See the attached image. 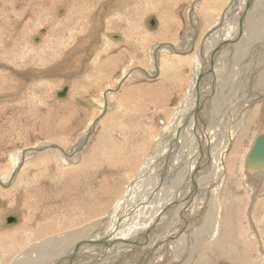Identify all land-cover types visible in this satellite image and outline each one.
Here are the masks:
<instances>
[{
	"label": "bare ground",
	"instance_id": "1",
	"mask_svg": "<svg viewBox=\"0 0 264 264\" xmlns=\"http://www.w3.org/2000/svg\"><path fill=\"white\" fill-rule=\"evenodd\" d=\"M134 1L111 0L97 3L102 12H106L121 9L123 2L131 4ZM195 1L190 3L196 5L205 0ZM224 4V8L203 32L199 29L202 21L197 17L195 10L185 8L190 26L182 34V38L179 39L182 41H179L178 45L174 44V41L170 42L171 45L155 43L150 46L147 51L152 57L150 68L142 71V74L126 70L116 74L114 85L102 92L105 101L101 105L93 98H84L91 105L95 102L94 108L99 109L101 113L97 118L99 122L106 110L110 107L112 109L117 102L113 100L111 92L117 88L121 89L128 79L143 77L149 79L157 74L159 55L175 56L185 50L195 53L191 60L186 91L176 100L184 98L180 107L175 105L170 111L171 121L168 118L169 114L164 116L165 118L156 115L157 125L153 127V131L146 128L138 129L134 122L132 123L135 130L132 140L137 141L139 134L147 138L141 142L137 151H129L127 162L121 161L120 168L109 167L105 160L101 162L104 155L107 157L112 152L118 153L114 148L109 153L99 152L106 148L104 144L107 140L102 134H99L102 138L98 137V141L94 137L97 142L95 141L93 148L90 146L93 150L90 149L89 155L88 149L86 153L84 152L87 157L81 159L78 165L80 174L92 167L97 170L99 166L101 168L107 166L121 173L111 182H107L106 177L99 175L102 178H98L96 183L101 187L103 194V199L99 202L89 203L90 205L83 202L81 207L80 200L75 199V209L70 222L79 219L77 213L79 207L81 217H90L88 221L49 236L43 229L31 232L29 236L23 234L27 237L26 240H23L21 235L24 243L21 246L19 242L21 249L8 264H219L220 261L221 264H264V224L257 216L260 212L259 206H263L264 210V164L249 161V153L255 141L264 134V0H227ZM65 6L67 5L64 4L62 9H65ZM98 17L100 16L97 14L96 18ZM154 17L158 26L159 16ZM41 31L45 33L46 28ZM211 32L214 33L210 34L215 37L214 41L212 36L208 37ZM114 37L123 41L118 33ZM153 47L160 53L156 55ZM206 48L210 49L207 57L204 54ZM216 56L221 57L222 62L215 61ZM224 61L231 67L230 72L226 71L229 73L227 76ZM104 66L103 71H108L112 67L110 64ZM258 67H262L263 71L258 70ZM242 69L254 70L253 76H249V73ZM217 84H221L220 89ZM254 84L259 85L256 87H260V93L252 92L251 89H255ZM65 86L67 98L71 88L70 82L64 83L60 90ZM135 87L132 89L128 87L124 95H120L118 103L123 109L131 100L128 92ZM159 93L152 90L149 96L155 97ZM162 101L159 98L155 99L152 111L157 109ZM256 102L259 103L258 106H254ZM257 116L256 133L251 140V137L248 138L249 146L245 154L239 149L244 154L239 159L237 152L232 150L235 148L234 143L243 140L254 118L257 120ZM95 122L90 123L74 139L71 149H66L59 143L46 141L32 149L10 151L12 165L6 174L0 175V185L10 179L12 180L9 183L16 180L28 159L33 158L38 163V159H43L42 157L51 153L58 163L62 162L67 166L77 163L75 161L79 156L84 157L82 152L88 146L98 124ZM107 142L108 148L110 145L115 146L111 137ZM159 144L161 146L158 148ZM160 159L162 165L158 163ZM111 175L114 174L108 176ZM150 175L152 179L144 183L141 191L135 193L139 187L135 188L134 192L131 191L139 180L142 184ZM119 186L126 187H122L124 192L120 191L122 188L119 191L115 188ZM117 192H123L122 198L121 195H116ZM128 194L130 196L134 194L130 204L127 203ZM244 195L246 199H250L248 204L243 200ZM1 199L0 205H4ZM9 213L13 214L7 217L14 216L16 223L22 220L18 213ZM6 219L2 220L3 227L16 224L7 225ZM244 231L247 233V239L242 237ZM12 236L14 237L13 234ZM3 241L4 239L0 240ZM228 247L233 249L231 252H237L241 257L228 255L225 252ZM245 250L248 251L247 254H241ZM179 251L187 253L188 258L186 260L184 257L181 258ZM12 252L5 251L2 256L0 255V264H7L6 260ZM131 254H134V257ZM222 255L224 260L221 258Z\"/></svg>",
	"mask_w": 264,
	"mask_h": 264
},
{
	"label": "rangeland",
	"instance_id": "2",
	"mask_svg": "<svg viewBox=\"0 0 264 264\" xmlns=\"http://www.w3.org/2000/svg\"><path fill=\"white\" fill-rule=\"evenodd\" d=\"M95 1L67 0L65 3V0H0V175L6 174L11 168L10 151L32 149L46 141L59 143L66 149H71L74 139L90 123L94 121L96 124L98 123L88 146L82 152L84 157L80 158L79 156L75 161L77 163H72L68 167L62 162L58 163V160L55 161V157L49 153L46 157H42L43 159H38V163L33 158L26 160L16 180L9 183L12 180L10 179L6 181L7 183L0 185V199L2 198L5 205H0V240L4 239L5 241L0 242V255L2 256L5 251L12 252L16 249L6 260L7 264L21 249L23 240L27 238L24 235L29 236L31 232L43 229L49 236L88 221L90 217H81L79 207V212H77L79 219L70 222V217L75 209V199L80 200L81 207L83 202L86 205L99 202L100 199H103V194L96 181L106 177V181L111 182L113 178L118 177L117 174L121 173L107 166L104 168L99 166L97 170L92 167L80 174L78 165L81 159L87 157V154L89 155L102 134V137L107 141L111 137L115 146L110 145L108 148L106 141L104 146L107 149L99 152L108 151L109 153L114 148L118 153L112 152L107 157L104 155L105 158L100 155L101 162L107 161L109 167L117 168H120L121 161L127 162L129 151H137L141 142L147 138V136L141 137L143 134H139L138 140L133 141L135 130L132 123L134 122L138 129L146 128L148 131H153L157 125L156 115H160L159 118H165L175 105L181 106L184 97L181 100L179 98L178 101L176 99L186 91L190 78L191 60L195 53L192 54L185 50L175 56L169 54L160 57L159 55L157 74L152 75L153 77L151 76L149 79L147 77L128 79L121 89L117 88L118 90L115 89L111 92L113 100L117 102L112 109L110 107L109 111L106 110L99 122H97V118L101 113L99 109L94 108L95 102L91 105L84 98H93L101 105L105 101L102 92L114 85L115 77L120 72L126 70L130 73L140 72L142 74V71L150 68L152 57L147 52L150 46L155 43L157 45L170 44L174 41V44L178 45L182 34L190 26L187 15H185L187 12L185 8L195 10L197 17L202 21L199 29L203 32L212 23L213 18L218 16L227 0H205L201 3L202 5L190 3L195 0H135L131 4L123 2L121 9L107 10L106 12H102L97 1L101 3L111 0ZM64 4L68 7L65 6V9H62ZM97 14L100 17L96 18ZM151 15L159 16L157 17L158 26L152 29L146 24V19ZM43 28H46L45 33L41 31ZM117 33L122 36L123 41L114 37ZM212 35L208 37L210 38ZM212 38L214 41L215 37L212 36ZM80 39H83V42ZM189 47L190 44H188V49ZM208 49H205L206 57L209 55ZM153 52H156V55L160 53L154 47ZM220 58L216 56L215 61L222 62ZM239 63H241L240 60ZM107 64L112 67L108 71H103L106 69L104 65ZM224 64L225 76H227L229 73L226 71L230 72L231 67L225 61ZM242 70L249 73V76H253L254 70ZM258 70L263 71L262 67H258ZM67 81L71 86L69 98L63 97L58 100L56 97L58 89L60 91L62 85ZM256 85L254 84L255 89H250L252 92L260 93L261 89ZM134 86H136L135 89L127 94H130L131 100L123 109L118 103V99H120V95H124V91L128 87L132 89ZM217 86L220 89L221 84H217ZM152 90L154 93L160 92L159 95L149 96ZM158 98L161 101L165 99V101H162V104L152 111L154 101ZM258 104L256 102L254 106H258ZM170 115L168 116L169 121L172 119ZM257 121L258 116L257 120L254 118L253 125L251 124L249 128L250 132H247L243 140L237 144L234 143L235 148L232 150L237 152L239 159L248 150V138L251 137V140L256 133ZM162 129L163 127L160 128V130ZM94 137L99 138L96 141ZM245 142L247 143L245 144ZM160 146L161 144L157 145L158 148ZM86 151L88 153L84 154ZM161 162L162 159L158 160L160 165H162ZM109 174L114 175L109 177ZM150 178L152 179V175L142 184L139 180L137 186L131 191L134 192L138 187L135 193L138 190L141 191L144 183L151 180ZM122 187L124 186L115 188L119 191ZM124 188L120 191L124 192ZM122 193L117 192L116 195H121L122 198ZM134 194L133 196L128 194L127 203H131ZM244 197L243 200L248 204L250 199H246V195ZM259 208L260 212L257 213V216L259 221L264 224L263 206H259ZM9 212L18 213L22 220L14 225L3 227L2 220L13 214ZM242 237L247 239L246 231L242 233ZM232 250L228 247L225 252L230 256L241 257L239 253L231 252ZM247 252L245 250L241 254L245 255ZM186 254L180 252L179 255L186 260L188 258ZM131 255L134 257V254ZM221 258L224 260V255ZM3 263L6 262L3 261Z\"/></svg>",
	"mask_w": 264,
	"mask_h": 264
},
{
	"label": "water",
	"instance_id": "3",
	"mask_svg": "<svg viewBox=\"0 0 264 264\" xmlns=\"http://www.w3.org/2000/svg\"><path fill=\"white\" fill-rule=\"evenodd\" d=\"M147 23L149 27H156L157 21L156 18L152 15L148 18ZM115 36V35H114ZM67 94V86L64 89L57 92V96L59 98L65 97ZM249 161L254 163L264 164V134L260 135L255 141L250 153H249ZM16 223V218L14 216L7 217L6 224Z\"/></svg>",
	"mask_w": 264,
	"mask_h": 264
}]
</instances>
